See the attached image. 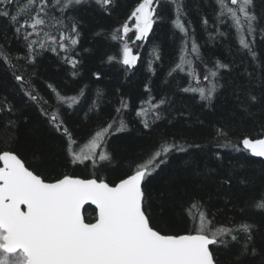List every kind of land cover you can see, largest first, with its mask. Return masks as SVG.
Listing matches in <instances>:
<instances>
[{
  "label": "trees",
  "instance_id": "obj_1",
  "mask_svg": "<svg viewBox=\"0 0 264 264\" xmlns=\"http://www.w3.org/2000/svg\"><path fill=\"white\" fill-rule=\"evenodd\" d=\"M137 2L115 0L111 14L87 3L65 14L80 22V44L71 53L80 61L75 76L62 58L63 52L57 55L50 50H41L38 45L35 65L28 64L23 59L27 55L26 42L15 38L8 22L0 18V52L6 50L19 57L14 61L16 68L6 67L0 61V100L6 97L14 106L11 114L0 113V130L9 120L17 123L16 142L12 147L32 170L39 169L51 178L62 172L83 178L98 175L113 181L135 164L148 163L151 154L164 141L175 140L187 148V152L171 154L168 162L160 165L146 181V192L154 202L164 193L171 197V211L158 222V229L171 233L181 231L186 215L196 218L204 210L220 224H229L246 213L247 218L257 222L254 237L257 254L248 256L245 264H264V230L260 228L264 215L254 205L257 193L264 191V157L254 156L242 146L232 147L240 145L246 136L264 137V100L256 103L251 111H245L236 99L240 89L248 91L250 85L258 96L264 91L261 82L264 0H254L257 15L253 42L255 57L240 44L241 33L231 18L221 16L217 0H161L163 8L158 9L161 19L153 26L146 41L135 42L139 47H134V51L139 52L140 60L129 69L119 58L109 62L108 57L115 56L122 47L119 41L111 38L112 32L126 21ZM24 3L25 0H17L21 7ZM180 3L183 4L181 19L189 28V37L198 46L199 59L191 52L192 39H189L187 58L192 61L194 75L201 76V86L208 85L202 80L206 74L205 66L208 71H216L213 67L216 62L230 65V69L218 70V84L224 87H218L211 105L201 101L199 93L182 91L185 87H196V83L187 72L173 71L185 54L184 34L173 23L177 15L175 6ZM204 19H207L206 24ZM64 22L68 23L67 18ZM57 27H47L32 39L45 40L46 34L58 36ZM243 35L252 40V34L245 31ZM154 49L159 52V60L154 59ZM96 72L101 74L100 79L95 77ZM14 74H23L28 83L22 88ZM28 89H35L45 103L31 101L25 95ZM61 95L77 96L79 103L71 108L67 104L59 107ZM161 99L166 103L154 109ZM240 99L245 97L241 95ZM142 108L143 116L139 115ZM41 110L63 120L77 141L74 146L77 151L80 148L87 151L96 131L109 123H113L115 129L123 121L125 130L106 138L107 151L114 159L104 162L100 171L93 168L90 161L85 162L87 167L72 165L66 155L65 138L45 122ZM155 112H159V119H154ZM145 121L150 127H144ZM220 130L223 135H218ZM6 146L0 143V147ZM186 161L192 162L187 170ZM172 176L179 179L170 186ZM96 213L94 206H85L87 222H93ZM188 226H191L190 222ZM234 251L222 252L220 256L230 261Z\"/></svg>",
  "mask_w": 264,
  "mask_h": 264
},
{
  "label": "snow or ice",
  "instance_id": "obj_2",
  "mask_svg": "<svg viewBox=\"0 0 264 264\" xmlns=\"http://www.w3.org/2000/svg\"><path fill=\"white\" fill-rule=\"evenodd\" d=\"M217 2L221 16L231 18L241 33L242 47L255 57L253 42L257 15L254 0ZM86 3L111 14L115 0H25L23 7L17 5V0H0V18L8 22L15 38L26 42L27 55L23 59L28 64L35 65L38 45L41 50H50L57 55L63 52L62 58L71 66L72 75L75 76L80 61L71 53L80 44V22L74 16L66 17L65 14L76 11L77 6ZM162 8L161 0H138L126 21L111 34V38L119 41L122 47L115 56L108 57L109 62L119 58L129 69L137 65L140 55L134 51V47H139L135 42L148 39L153 26L161 19L158 9ZM182 8V3L176 4L177 15L173 23L184 34L185 54L180 57L173 71L187 72L196 83V87H185L182 91L199 93V99L211 105L218 87H224L218 84V70L230 69V65L216 62L213 66L216 71H208L205 66L206 74L202 80L207 81L208 85L201 86V76L194 75L192 61L187 58L189 39H192L191 52L198 59L199 52L194 39L189 37V28L181 19ZM65 18L68 23L64 22ZM203 23L206 24L207 19ZM53 26H59L58 36L46 34L45 40L32 39L45 28ZM245 31L252 34V40L243 35ZM153 54L155 60L160 59L158 50L154 49ZM18 59V56L6 50L0 52V61L6 67L16 68L14 61ZM94 75L97 79L101 78L99 72ZM14 79L20 82L22 88L28 83L23 74H14ZM261 82L264 85V64L261 65ZM25 95L37 104L45 103L35 89L25 90ZM241 95L245 97L244 100L240 99ZM236 99L243 110L251 111L256 103L264 100V91L258 96L250 85L248 91L241 88ZM59 100V107L67 104L71 108L79 103L77 96L61 95ZM165 103L166 100L161 99L154 109ZM13 110L14 106L6 97L0 100V113L11 114ZM41 115L47 124L65 138V151L70 163L87 167L85 162L90 161L97 171L102 170L104 162L114 159L107 151L106 138L126 128L123 121L115 129L113 123H109L101 131L95 132L87 145V151L83 148L77 151L74 147L77 141L63 120L43 110ZM139 115H144L143 109ZM154 119H159V112H155ZM18 127L17 123L9 120L0 130L3 136L0 143L7 145L0 147V264H245L248 256L257 254L254 239L257 222L247 218L246 213L229 224H220L204 210L196 218L186 215L185 227L181 231L171 233L163 228L158 229V222L171 211V197L164 193L154 202L146 192V181L160 165L168 162L171 154L187 152L188 149L175 140L164 141L151 154L148 163L135 164L113 181L101 179L98 175L81 178L62 172L51 178L39 172V169L32 170L31 165L26 166L21 154L12 147L16 142ZM144 127H150L147 121ZM218 135H223L222 130ZM240 146L254 156L264 157V138L246 136L240 145H232L233 148ZM191 163L185 162V170ZM178 179V176L170 177L169 185L178 183ZM88 202L96 206L93 222H86L82 214V208ZM254 205L264 215V191L257 193ZM241 212L244 210L241 209ZM260 228L264 230V220L260 222ZM233 250L230 261L221 258L222 252Z\"/></svg>",
  "mask_w": 264,
  "mask_h": 264
},
{
  "label": "water",
  "instance_id": "obj_3",
  "mask_svg": "<svg viewBox=\"0 0 264 264\" xmlns=\"http://www.w3.org/2000/svg\"><path fill=\"white\" fill-rule=\"evenodd\" d=\"M262 138H264V137H262ZM25 164H26V162H25ZM0 166H2V165H0ZM26 166H27V164H26ZM81 178H83V177H81ZM87 204L92 205L90 202H88V203H86V204L83 206V208H82V214H83L84 217H85V215H84V208H85V206H86ZM92 206H94V207L96 208L95 205H92ZM85 220H86V219H85ZM86 222H87V221H86Z\"/></svg>",
  "mask_w": 264,
  "mask_h": 264
},
{
  "label": "rangeland",
  "instance_id": "obj_4",
  "mask_svg": "<svg viewBox=\"0 0 264 264\" xmlns=\"http://www.w3.org/2000/svg\"><path fill=\"white\" fill-rule=\"evenodd\" d=\"M144 110V108H142Z\"/></svg>",
  "mask_w": 264,
  "mask_h": 264
}]
</instances>
